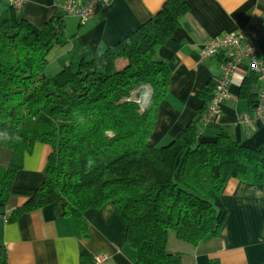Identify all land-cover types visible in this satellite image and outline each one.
Masks as SVG:
<instances>
[{
  "label": "trees",
  "instance_id": "1",
  "mask_svg": "<svg viewBox=\"0 0 264 264\" xmlns=\"http://www.w3.org/2000/svg\"><path fill=\"white\" fill-rule=\"evenodd\" d=\"M189 9L188 0H167L120 41L53 75L49 53L66 41L64 16L39 26L12 5L0 15V209L25 154L42 142L52 148L46 177L12 218L65 199L77 234L87 235L86 211L111 203L126 221L136 264H183L180 253L168 250L171 231L194 245L220 235L230 213L225 184L232 177L264 184V145L242 144L225 131L203 138V127L216 123L204 122L215 80L199 91L201 120L166 145L150 143L172 78L156 48ZM242 88L257 107L253 85ZM0 264H8L3 245Z\"/></svg>",
  "mask_w": 264,
  "mask_h": 264
},
{
  "label": "crops",
  "instance_id": "2",
  "mask_svg": "<svg viewBox=\"0 0 264 264\" xmlns=\"http://www.w3.org/2000/svg\"><path fill=\"white\" fill-rule=\"evenodd\" d=\"M63 1L26 0L15 9L39 26L56 15L64 16L66 41L58 50L57 70L81 57L91 58L120 41L158 13L167 0H109L84 25L77 16L65 13ZM188 1L190 9L181 24L156 48L158 57L168 63L172 78L150 137L154 146L170 143L189 122L201 116L199 91L212 85L223 62L231 56V49H226L202 60L201 52L208 40L248 26L257 27L264 18V0ZM9 6L1 0L0 15ZM244 83L253 85L258 98L261 85L247 60L238 65L229 86L230 96L216 123L203 127V138L212 139L225 131L242 144L264 145V106L260 112L250 104L242 93ZM51 150L50 145L36 142L25 154L8 202L0 209V245L7 249L8 264H136V250L126 241V221L111 203L86 211L87 235L77 234L65 213V199L12 218L13 211L43 183ZM223 199L230 213L218 237L194 245L170 232L168 250L180 253L183 264H257L264 260V184L229 178ZM98 254H107L108 259L96 262Z\"/></svg>",
  "mask_w": 264,
  "mask_h": 264
},
{
  "label": "built area",
  "instance_id": "3",
  "mask_svg": "<svg viewBox=\"0 0 264 264\" xmlns=\"http://www.w3.org/2000/svg\"><path fill=\"white\" fill-rule=\"evenodd\" d=\"M15 9L20 8L26 0H6ZM109 0H64L62 7L66 14L79 18L81 25L86 24L95 14L101 4L107 5ZM264 41V18L257 27L230 31L218 37L208 40L201 52V59L210 58L219 52L231 49V56L223 62L221 73L215 77V87L212 100L205 113L204 122L206 125L216 122L224 102L230 96L229 86L232 83L238 65L244 60L249 61L257 80L261 85L258 95L257 110L260 112L264 106V53L262 45ZM108 259L107 254L95 256L96 262H104Z\"/></svg>",
  "mask_w": 264,
  "mask_h": 264
},
{
  "label": "rangeland",
  "instance_id": "4",
  "mask_svg": "<svg viewBox=\"0 0 264 264\" xmlns=\"http://www.w3.org/2000/svg\"><path fill=\"white\" fill-rule=\"evenodd\" d=\"M2 1H4V0H2ZM6 1V0H5ZM6 3H8L7 1H6ZM9 4V3H8ZM68 21H70V19L68 20ZM61 45H57V46H55L51 51H50V53H49V61H50V63H49V65H48V68H47V72H48V74H50V75H53V74H56L59 70H57L58 69V67H59V64H60V62L58 61V50H60V47ZM61 69V68H60ZM150 88H148L147 89V96H145V94H143L140 98H141V101H142V104H144L145 103V101H147L148 99H149V92H150V90H149Z\"/></svg>",
  "mask_w": 264,
  "mask_h": 264
},
{
  "label": "water",
  "instance_id": "5",
  "mask_svg": "<svg viewBox=\"0 0 264 264\" xmlns=\"http://www.w3.org/2000/svg\"><path fill=\"white\" fill-rule=\"evenodd\" d=\"M201 119V116H199L198 118H197V120H200Z\"/></svg>",
  "mask_w": 264,
  "mask_h": 264
},
{
  "label": "clouds",
  "instance_id": "6",
  "mask_svg": "<svg viewBox=\"0 0 264 264\" xmlns=\"http://www.w3.org/2000/svg\"><path fill=\"white\" fill-rule=\"evenodd\" d=\"M145 96H147V93H145ZM89 163H91V161H89Z\"/></svg>",
  "mask_w": 264,
  "mask_h": 264
}]
</instances>
